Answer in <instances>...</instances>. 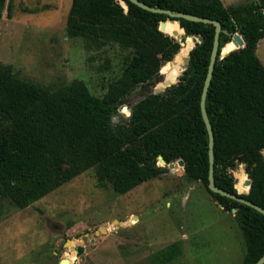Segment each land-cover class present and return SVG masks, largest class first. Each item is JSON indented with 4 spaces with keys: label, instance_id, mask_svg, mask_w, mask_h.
I'll list each match as a JSON object with an SVG mask.
<instances>
[{
    "label": "trees",
    "instance_id": "trees-1",
    "mask_svg": "<svg viewBox=\"0 0 264 264\" xmlns=\"http://www.w3.org/2000/svg\"><path fill=\"white\" fill-rule=\"evenodd\" d=\"M120 1L127 11L116 0H72L66 19L68 36L82 38L86 50L114 44L132 51L102 98L91 95L81 80L50 89L18 78L10 65L0 68V197L24 209L89 170L101 187L113 183L135 187L167 173L166 166L158 165V156L165 165L182 159L189 180L200 182L224 211L235 210L244 243L242 264H255L264 255V216L207 189L208 133L200 99L214 26L172 19ZM138 1L216 20L223 30L243 38L224 46L229 37L220 34L206 95L214 138L213 175L217 187L236 194L246 184L238 189L230 171L235 161L245 163L251 187L241 196L264 209V65L255 53L264 39V0L242 7H225L221 0ZM5 4L0 0V18ZM6 11L10 17L9 4ZM167 19L180 21L184 38L198 34L202 42L195 43L188 68L176 84L160 94H147L125 118L118 110L128 105L131 93L154 86L161 68L181 49L174 38L159 31V23ZM220 50L225 51L221 59ZM178 256L179 245L173 243L153 258L164 263Z\"/></svg>",
    "mask_w": 264,
    "mask_h": 264
},
{
    "label": "rangeland",
    "instance_id": "rangeland-1",
    "mask_svg": "<svg viewBox=\"0 0 264 264\" xmlns=\"http://www.w3.org/2000/svg\"><path fill=\"white\" fill-rule=\"evenodd\" d=\"M71 1L6 0L0 68L10 65L18 78L50 89L81 80L91 95L102 98L132 51L114 44L89 51L82 38L69 37ZM221 1L225 7H242L257 0ZM260 41L255 53L264 65ZM195 42L192 38V46ZM166 70L167 64L160 73ZM152 89L138 87L118 113L127 118L130 107ZM230 172L237 179L244 171L235 166ZM234 215L176 164L135 187H101L89 170L24 209L0 197V264H59L62 259L69 264H242L244 243ZM173 243L179 245L178 257L164 263L153 258ZM76 246L84 250L78 258Z\"/></svg>",
    "mask_w": 264,
    "mask_h": 264
},
{
    "label": "water",
    "instance_id": "water-1",
    "mask_svg": "<svg viewBox=\"0 0 264 264\" xmlns=\"http://www.w3.org/2000/svg\"><path fill=\"white\" fill-rule=\"evenodd\" d=\"M128 1L131 2L132 4L136 5V6L140 7L141 9L148 11V12H151V13L165 14L166 16H168L169 18H172V19L173 18L185 19V20L192 21V22L211 24L214 26V38H213L212 48H211L210 57H209L207 73H206V77L204 80L202 93H201V99H200V111H201L202 119L204 121V124H205L206 129H207V133H208L209 171H208L207 189L213 194H217L221 197H225V198H228V199L233 200L235 202H238L240 204L246 205V206L252 208L253 210L257 211L258 213H260L264 216V209L263 208L259 207L258 205L253 204L252 202H250L249 200H247L241 196V195H247L249 193V190L251 187V180L249 179L248 174L245 172V163H243L239 160L235 161V164L237 162L243 164V171H244L245 176L247 178L245 180V184H248L247 192H244V193L236 192V194H231L229 192H226V191L220 189L219 187H217L215 185L214 175H213V171H214V155H213L214 138H213V132H212L211 124L209 122V119H208V116L206 113V109H205L206 95H207V91H208V88H209V85H210V82L212 79L216 58H217L218 53H219L218 50H219V46H220V40H219L220 34H224V35L229 37V42L224 43L223 44L224 46L231 43L234 38L238 39V37H240V38H242V37L238 33L229 34L226 30H223L221 28L220 23L216 20H211V19H207V18L193 16V15L185 14L182 12H174V11H170V10H162V9H158V8H152V7L146 5L145 3H142L138 0H128ZM116 2L118 4H120V6L123 9L126 8V11H127V6L125 5V3L121 2L120 0H116ZM167 23L177 25L179 30H181L183 32V34H185L184 30L180 28V21L179 20H170V19H167L165 21H161L159 23V31L163 34L169 35L170 37L174 38L179 43V45L182 47L184 42L182 41V37L179 35L178 30H173L170 33H167L166 29H165ZM192 38L194 40H196L195 43L199 44L202 42V38L198 34H194L192 37H186V39L190 40L191 42H192ZM242 40H243V38H242ZM244 46H245V42L241 47H239L237 49L243 48ZM194 47H195V44H193V46H191V48L188 51L187 57L184 58L185 64L182 66V69L179 72V75L175 79V82L172 81L170 78H166V74L160 73V77L158 79V82L153 86L152 92L149 94H160V93L164 92L167 88H169L172 85L177 83L178 77L180 75H182V73L188 68L189 53L191 52V50ZM237 49H235V50H237ZM223 57L224 56L221 54V50H220V59ZM129 115H130V112H129ZM263 158H264V155H263ZM157 160H158V165L166 166L167 170H170V171L174 170L175 164L184 169V162L182 159H179L176 162L169 163L168 165H165V161L163 160V158L161 156H158ZM233 211H235V210L233 209ZM133 219H135V217H133ZM119 225H122V223H119ZM101 232H103V230ZM68 243H69V241H67L65 243V246ZM75 251H76V258H78L83 253L84 250L81 246H76ZM59 264H68V261L66 259H62L59 261ZM255 264H264V255L261 256Z\"/></svg>",
    "mask_w": 264,
    "mask_h": 264
},
{
    "label": "bare ground",
    "instance_id": "bare-ground-1",
    "mask_svg": "<svg viewBox=\"0 0 264 264\" xmlns=\"http://www.w3.org/2000/svg\"><path fill=\"white\" fill-rule=\"evenodd\" d=\"M166 28L169 29V30H172V31L173 30H178L179 35L182 32L181 30H179V28L175 24L167 23ZM183 42H184V44L182 45L179 53L174 57V59H173L172 62L167 63V70L165 72H163V74H166V78H170L172 81H175V79L179 75V72L181 71L182 66L185 64L184 58L187 57L188 51H189V49L192 46L191 41L188 40V39H185ZM224 53H225V51H222L221 54L224 55ZM235 166L238 167V171L239 172L242 171V169H243V164L242 163H238L237 162L235 164ZM237 180H238V182H237V188L238 189L243 188V186L245 184V180H246L245 173L243 172L239 176H237ZM235 188H236V185H235ZM247 190H248V186H245V188L243 189V192L242 193L247 192ZM129 223L130 224H133V220L131 219ZM68 264H69V261H68Z\"/></svg>",
    "mask_w": 264,
    "mask_h": 264
}]
</instances>
